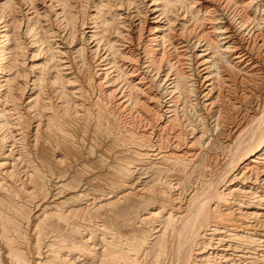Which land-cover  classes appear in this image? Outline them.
<instances>
[{"label": "bare ground", "instance_id": "6f19581e", "mask_svg": "<svg viewBox=\"0 0 264 264\" xmlns=\"http://www.w3.org/2000/svg\"><path fill=\"white\" fill-rule=\"evenodd\" d=\"M21 224L42 264H264V0H0L11 264Z\"/></svg>", "mask_w": 264, "mask_h": 264}, {"label": "rangeland", "instance_id": "374dc122", "mask_svg": "<svg viewBox=\"0 0 264 264\" xmlns=\"http://www.w3.org/2000/svg\"><path fill=\"white\" fill-rule=\"evenodd\" d=\"M214 150H210V154H209V156L208 157H210L211 159H215L216 158V156H218V154H219V148H213ZM218 150V151H217ZM215 153V154H214ZM218 153V154H217ZM145 172H148V170H146V169H142L140 172H139V178H141V177H144L145 176ZM148 174H149V172H148ZM143 175V176H142ZM147 175V174H146ZM146 179H150L149 177L147 178L146 177ZM141 180H143V178H141ZM144 181H146V180H144ZM85 202V201H84ZM87 203V202H86ZM81 205V206H80ZM85 206V203L83 204V203H81V204H78V205H76V207L75 206H71L72 208H79V210H77L81 215H83L84 217H85V219L86 220H88V222H89V219H90V222H91V224H93V223H95L96 221H100V219H98L96 216H95V214L94 213H92L91 212V210H89L90 208H88L89 207V205H87L88 207H84ZM80 206V207H79ZM87 208V209H86ZM84 209V213H83V210ZM90 212H89V211ZM83 214H82V213ZM87 212H89V213H87ZM85 213H87V214H85ZM94 214V215H93ZM80 215V216H81ZM89 218V219H88ZM96 219V220H95ZM86 220H84V221H86ZM95 221V222H94ZM89 222V223H90ZM93 222V223H92ZM134 224V223H133ZM133 224H131V225H133ZM137 224V223H136ZM23 225V226H22ZM25 226V227H24ZM91 226V225H90ZM129 226H130V224H129ZM92 227V226H91ZM26 228V229H25ZM126 228H128L127 230H126ZM18 229H19V231H18ZM21 229H22V231H21ZM29 229V230H28ZM125 229V230H124ZM24 230H25V232H24ZM28 230V231H27ZM33 229L31 228V227H26V224H21V226H19V227H17V230H12V233H13V231L17 234V233H19L20 231L21 232H23V233H21L22 234V236L24 237L25 236V234H27L24 238L26 239L27 237L29 238H27L29 241H16L15 242V245H17V249H20L19 251H20V254H21V257L19 258L20 260L22 259V262L24 263V264H42V262L43 261H45L44 259L46 258H44V256L46 255L45 253L47 252V253H49L50 252V250H48V249H50V247L49 248H46L47 246V242H48V244H50V242H51V237H49V238H46L45 240L46 241H37L38 242V244H37V242L36 241H30L31 240V238L32 237H34L33 236V232H31ZM119 230V229H118ZM117 229L116 230H112L113 232H115V231H118ZM125 231H127V232H129L130 231V229H129V227H128V225H127V227L126 226H124L123 225V227H121V229H120V233H122V232H124V233H126ZM29 234H28V233ZM88 232V231H87ZM144 232V231H143ZM8 234H10L9 232H7ZM31 233V234H30ZM145 233V232H144ZM29 235V236H28ZM31 235V236H30ZM33 239V238H32ZM124 241V240H123ZM123 241H120V243H125L124 245H127V241L125 242H123ZM2 241H0V264H11L12 262L11 261H13V258H10V257H8L9 255L8 254H6V253H8V250L4 247V245H3V243H1ZM30 242V243H29ZM32 242V243H31ZM28 243V244H27ZM35 244V245H32V244ZM45 245H43V244ZM65 243V242H64ZM69 243V242H68ZM67 243V247H69L71 244H68ZM96 243V244H95ZM95 243H91L90 245H92V247L93 248H96L95 250L96 251H99L100 249H99V247L101 248V241H95ZM1 244H2V246H1ZM20 244V245H19ZM41 244V245H40ZM98 244V245H97ZM23 245V246H22ZM32 245V246H31ZM38 245H40V246H38ZM43 245V246H42ZM69 245V246H68ZM20 248H19V247ZM22 246V247H21ZM38 246V247H37ZM52 246H54V245H52ZM65 246V247H66ZM40 247V248H39ZM65 248V249H63V250H65V251H63L64 252V255H65V258H67L68 260H65V261H69L68 263L67 262H65V263H67V264H71V262H72V264H95V262L97 263V259L95 260L94 258V262H93V259L91 258V256H88V254H86L85 256L83 255H78V253H75V252H70L69 250H68V248ZM6 250H5V249ZM36 248V249H35ZM37 248H38V250H37ZM29 249V250H28ZM30 249H32V250H30ZM40 249V250H39ZM67 249V250H66ZM28 250V251H27ZM36 250V251H35ZM47 250V251H46ZM5 251V252H4ZM34 251V252H33ZM39 251V252H38ZM28 252V253H27ZM33 252V253H32ZM36 252V253H35ZM62 252V251H61ZM70 252V253H69ZM3 255H2V254ZM30 253V254H29ZM39 254V255H37V257H36V255L35 254ZM51 253V252H50ZM41 254V255H40ZM43 254V255H42ZM45 254V255H44ZM135 253H132V254H127V258H130V260L131 259H133V260H131V261H133L132 263H131V261L129 260H127L125 257V255L124 256H121V258L122 257H124V259H126L127 261H128V263L126 262H124V261H126V260H124V259H122V261L125 263V264H147V263H149V264H154L155 263V261H153V262H151L153 259H154V256L152 255L153 253L151 252V254H139L138 256L137 255H134ZM5 255V256H4ZM6 255H8V256H6ZM31 257H30V256ZM34 255H35V257H34ZM143 255H144V257L146 258V260H145V258L143 257ZM145 255H147V256H145ZM149 255V256H148ZM40 256V257H39ZM130 256V257H129ZM135 256H136V259H135ZM151 256V257H150ZM38 257L41 259V260H39L38 259ZM132 257V258H131ZM9 258V259H8ZM24 258V259H23ZM35 258V259H34ZM26 259V260H25ZM120 259V258H119ZM135 259V260H134ZM152 259V260H151ZM29 260V261H28ZM137 260V261H136ZM118 261V262H117ZM115 263L116 264H121L122 262H121V259H120V261L119 260H117ZM31 262V263H30ZM38 262V263H37ZM115 263H113V264H115ZM123 263V264H124ZM158 264H159V262H157ZM44 264V263H43ZM46 264H49V263H46ZM52 264H56V263H52ZM156 264V263H155ZM163 264V263H162ZM164 264H167V262H164Z\"/></svg>", "mask_w": 264, "mask_h": 264}]
</instances>
